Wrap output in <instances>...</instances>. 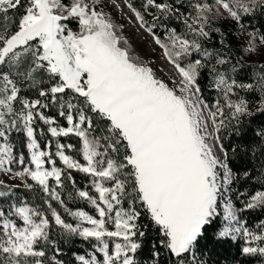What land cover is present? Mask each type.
<instances>
[{"label": "snow or ice", "instance_id": "6c2138e0", "mask_svg": "<svg viewBox=\"0 0 264 264\" xmlns=\"http://www.w3.org/2000/svg\"><path fill=\"white\" fill-rule=\"evenodd\" d=\"M0 172V264H264V0H0Z\"/></svg>", "mask_w": 264, "mask_h": 264}, {"label": "trees", "instance_id": "16d2710c", "mask_svg": "<svg viewBox=\"0 0 264 264\" xmlns=\"http://www.w3.org/2000/svg\"><path fill=\"white\" fill-rule=\"evenodd\" d=\"M132 2L134 3L135 6L139 7L140 0H132ZM149 19H150V17H149ZM225 27H227V26H225ZM122 34L126 37V35L124 34V31H123ZM127 40H128V38H127ZM129 46L132 49H134V51L136 53H138L137 50L135 49V47L130 42H129ZM235 48H236L235 41H233V49H234L233 54L234 55H239V53H237L235 51ZM245 59H247V58H245ZM214 96H215V93L213 91H210V90H205L204 93H203L204 99L206 101H208L209 103H212ZM250 99H255V98H250ZM248 138H251V134L249 135ZM11 139L15 143L18 152L19 151H23L25 153V156H26V159H27L28 152H27V149L24 147V137H23V135L17 134V133H13L12 136H11ZM38 139L41 142V146L43 147L44 146V144H43L44 137H38ZM54 139L55 138H53V140ZM67 142H72L74 144L76 143L75 138H72L70 141H67ZM226 143H227V141H226ZM73 175L75 176V178H76V180H77V182H78V184L80 186L83 187V186H86L87 185V180L84 177V174L77 173V172H73ZM29 182L30 183H34V182L30 181V180H29ZM53 186H55V185H53ZM0 190H5V189H0ZM69 190H71V186L70 185L67 186L63 191L67 192ZM16 191L18 193H21L24 196H26L30 200V202L33 203V204H40L42 202L41 197H43V193H41L38 188L34 192H29L28 190L23 189V187L21 186L20 188L16 189ZM65 199H66V203H68V206L69 207H73V205H75L77 203L80 204L81 206H84V204H85V202L82 201V200L81 201H71V200H68L67 199V196H65ZM7 204H8V201L7 200H0V206L7 207ZM88 207H89V210H90V206H88ZM245 216L248 218V221H249V224L250 225H254L255 223L258 222L259 213H245ZM55 231L56 230H54V232H53L54 235H55ZM209 246L211 247V245H209ZM69 247H71L74 250L80 252L81 254L90 251V249L87 247L86 244H84L83 242H80L78 240L74 244H70V245L65 246V253H67V250H68ZM230 251L231 250L224 251L223 249H221L219 254L216 251H214L213 252V258L216 259V260L222 259L223 256L228 255ZM148 256H149V253L147 251V248H145V250L140 253V258L142 260H145V259L148 258Z\"/></svg>", "mask_w": 264, "mask_h": 264}, {"label": "rangeland", "instance_id": "374dc122", "mask_svg": "<svg viewBox=\"0 0 264 264\" xmlns=\"http://www.w3.org/2000/svg\"><path fill=\"white\" fill-rule=\"evenodd\" d=\"M116 3L121 4V0H116ZM109 11L112 12L114 18L118 19L119 23L123 24L124 34L128 38L129 42L135 47L137 52L146 62H151V66L154 70L158 69L157 75L161 79H164L161 74L162 65H168L169 68H171V66L162 58L161 51L158 46L153 43L152 38L145 30L140 29L134 20L129 19V17H131V13L127 8H124L123 12H117L112 9H109ZM0 181L11 183L13 182V178L8 174L0 172ZM14 183L22 185V182L18 179H15Z\"/></svg>", "mask_w": 264, "mask_h": 264}, {"label": "bare ground", "instance_id": "6f19581e", "mask_svg": "<svg viewBox=\"0 0 264 264\" xmlns=\"http://www.w3.org/2000/svg\"><path fill=\"white\" fill-rule=\"evenodd\" d=\"M169 71H170V68L168 67V65H162V77L164 78L165 81H169ZM170 86H173L171 83H170ZM176 87L178 88L179 85L177 84Z\"/></svg>", "mask_w": 264, "mask_h": 264}]
</instances>
